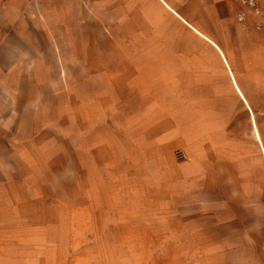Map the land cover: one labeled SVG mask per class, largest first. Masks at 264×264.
I'll use <instances>...</instances> for the list:
<instances>
[{"label": "crops", "instance_id": "obj_1", "mask_svg": "<svg viewBox=\"0 0 264 264\" xmlns=\"http://www.w3.org/2000/svg\"><path fill=\"white\" fill-rule=\"evenodd\" d=\"M243 5L0 0V191L20 141L98 166L142 149L148 218L183 215L218 261L264 264V29Z\"/></svg>", "mask_w": 264, "mask_h": 264}, {"label": "rangeland", "instance_id": "obj_2", "mask_svg": "<svg viewBox=\"0 0 264 264\" xmlns=\"http://www.w3.org/2000/svg\"><path fill=\"white\" fill-rule=\"evenodd\" d=\"M256 2L260 14L243 5L238 22L249 16L264 29V9ZM26 142L9 149V180L0 191V206L8 204L0 264H224L207 246L192 243V229H178L183 215L172 216L168 229L160 228L159 214L148 218L145 150L138 149L135 166L123 155H105L114 164L83 165L85 150L23 148Z\"/></svg>", "mask_w": 264, "mask_h": 264}, {"label": "built area", "instance_id": "obj_3", "mask_svg": "<svg viewBox=\"0 0 264 264\" xmlns=\"http://www.w3.org/2000/svg\"><path fill=\"white\" fill-rule=\"evenodd\" d=\"M243 4L249 13H251L253 15H259L260 14V9L258 7L256 0H243ZM244 15H245L244 13H240L238 15V20L243 21Z\"/></svg>", "mask_w": 264, "mask_h": 264}]
</instances>
